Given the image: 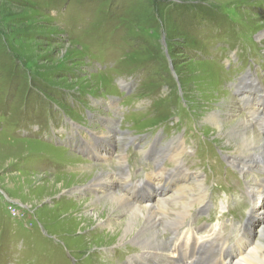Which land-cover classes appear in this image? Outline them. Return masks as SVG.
Masks as SVG:
<instances>
[{
	"label": "rangeland",
	"instance_id": "1",
	"mask_svg": "<svg viewBox=\"0 0 264 264\" xmlns=\"http://www.w3.org/2000/svg\"><path fill=\"white\" fill-rule=\"evenodd\" d=\"M262 89L264 0H0V264H151L149 243L121 242L124 223L108 232L106 196L99 194L106 210L98 220L89 203L98 196L83 186L74 189L104 170L124 169L129 158L131 169L153 168L152 157L142 158L150 145L163 148L158 158L170 170L165 178L179 172V180L171 143L180 138L187 148L181 161L216 201L204 215L210 226L201 224L198 235L214 238L210 227L241 229L251 209L248 188L264 177L254 170L264 163L248 171L234 167L230 160L238 157L242 140L224 134L242 128L243 118L253 121L250 100L264 112L257 99ZM94 113L103 116L93 115L91 131L107 136L118 153L105 144L96 165L62 131L74 126L90 135L85 128ZM214 114L222 119L217 124ZM119 126L130 134L114 130ZM252 129L247 137H256L255 145L247 142L256 148L246 153H257L264 140L256 124ZM133 135L143 147L132 154ZM174 196L166 225L187 231L202 203H193L180 221ZM258 205L263 212L260 200ZM126 216L119 211L115 220ZM260 223L261 214L254 239L264 242ZM171 231L160 235L170 239ZM214 250L197 256L199 264H217Z\"/></svg>",
	"mask_w": 264,
	"mask_h": 264
},
{
	"label": "bare ground",
	"instance_id": "2",
	"mask_svg": "<svg viewBox=\"0 0 264 264\" xmlns=\"http://www.w3.org/2000/svg\"><path fill=\"white\" fill-rule=\"evenodd\" d=\"M255 81L257 82V80H255ZM244 86H246V83L244 84ZM262 90L264 91V89H262ZM258 100L262 104H264V102H263L264 97H261ZM250 104H251L252 108L255 110V113L258 114L260 109L256 108L254 105H252V102H250ZM254 110H252V111H254ZM212 118L214 119V122H216V124L222 120V119H219L216 116V114L212 115ZM260 118H262V117H260ZM240 122H239V124H240V126H242V128L238 127L236 129L234 126V127L229 129L228 134H226L223 131H221V133L222 134L225 133L224 135L229 140L234 141V140H236V139L238 140L240 138V140H242V145H243L242 150L243 149H245L246 151H249L250 149L254 150V148H256V147H251L250 146L251 144H248V142H247V141H250L253 145H255V139L254 138H256V137H254L252 135L251 140H248V137H247L248 134L254 133V132H252L253 129L251 127V124L247 118L241 119ZM239 124H238V126H239ZM253 124H255V123H253ZM263 124H264V120H263ZM171 144H172L173 149L175 148V151L171 152V155L174 157L172 159H173V161L175 160L177 163L180 162L182 177L176 182V184L174 185L173 188H172V186H170V185L168 186L164 182L167 192L162 193V194H164V195L168 194L169 196L162 197L159 202H155L154 204L140 205V204L133 203L132 201H130V199L127 198L126 195L122 194L123 192L120 193V192L109 191L108 187H106L105 184L108 182V180H110V176L106 172H103L102 175L97 177L94 181L92 180L93 182H91V188H93V190L96 193H103L104 197L106 196V198H105L106 200L103 203H104V206L106 205L108 207L107 209H109V212L106 213L107 214L106 219H108V220L105 219L106 222H104V225L107 226L106 223L110 222V224L107 226L108 232H115L116 227L119 226L118 224L124 223V227H123V230L121 232V234L123 236V239L121 240V242L122 241L123 242L125 241V243H126V241L135 242L138 245H142L143 248L148 247L146 245L149 243L150 249L154 248L155 251L162 250L163 249V247H162L163 242L161 241V238H159L158 236L160 235V233H163L162 230H164L167 227L166 224H169L170 219H172L170 213L173 214V212L175 210L173 207H168V202L170 201V195H175L174 198L171 199V201L174 202L176 200L175 205L178 207L176 209V213L179 214L180 221L185 219V217L190 214L189 209L194 206L193 203H195V202L204 203L205 202V199L207 197H206V186L204 185V180L202 178H200V176L196 175V177H195V175L190 172V169L187 166V164H185V162L181 161L180 156L182 155L183 152H185V150H187V148L185 147V143L183 142V139L180 138V141H178L177 143L172 142ZM230 147H233V145ZM227 148H229V147H227ZM257 149H258L257 153L251 152V151H250L251 153H246V152L241 150L238 154V157H235V158L231 159L230 161L235 163V164H233L234 167H237L243 171H246V170L248 171V169L250 170V169H252V167H254L253 166L254 164L264 163V140L263 139H262V142L258 146ZM165 150L169 151V150H171V147H168ZM162 170L165 171V168H163L161 166V167L157 168L156 171H154L152 173V175L154 177H156L157 181L160 183L162 182V179L165 176L162 174V172H161ZM245 174H247V173H245ZM84 175H88V174H84ZM89 183L84 184V185L83 184L75 185L77 187L74 189V191H77L79 189L78 186H85V185H88ZM248 189H249L250 197L251 198H259L260 202H262V205L264 206V201H261L264 198V184L258 183V185L256 184L252 187H249ZM121 191H123V190H121ZM169 193H171V194H169ZM101 199L103 200V198H100L98 195V199H91L89 201V203H92V205L94 204L93 207L96 208V210H95L96 219H98V214H100V213L102 214L103 212L105 213V210H106L105 207L102 205L103 203H102ZM137 202H139V201H137ZM156 203H159V205L157 206ZM258 208H260L259 205L256 207V213L251 215L252 216L251 218L256 217L255 215L258 216V218H254V220L250 223L251 227L255 226V223L258 224L259 219H260V214L263 215V217H264V207L261 208L263 210V212H261V213H259L260 210ZM158 210L160 211L159 213H157ZM97 211H98V213H97ZM119 211H121V213L124 212L127 214L126 218L122 222H118L119 220H115V216L117 215V213H119ZM160 217L162 219H160ZM139 224L140 225L143 224V225L139 226ZM178 226H179V224H178ZM115 236H117V235H115ZM184 239L190 240L193 238L191 237V235H188ZM242 239H244V238H242ZM121 242L119 241V243H117V244H121ZM156 244L158 246H156ZM243 244L244 245H242L238 248V252L244 254V256H242V255L238 256L236 258L235 264H264V242H262V240H258L253 247H249L251 243H247V244L243 243ZM157 261H159V260H157ZM221 264H233V262L228 258L226 260H221Z\"/></svg>",
	"mask_w": 264,
	"mask_h": 264
}]
</instances>
